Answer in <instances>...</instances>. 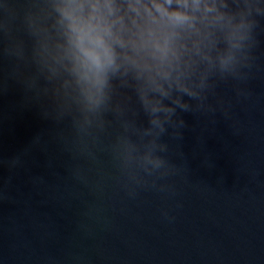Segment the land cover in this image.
Returning a JSON list of instances; mask_svg holds the SVG:
<instances>
[{"label": "clouds", "instance_id": "clouds-1", "mask_svg": "<svg viewBox=\"0 0 264 264\" xmlns=\"http://www.w3.org/2000/svg\"><path fill=\"white\" fill-rule=\"evenodd\" d=\"M261 37L264 0H0V70L54 124L77 182L94 172L132 200L173 191L182 114L248 88Z\"/></svg>", "mask_w": 264, "mask_h": 264}, {"label": "water", "instance_id": "water-1", "mask_svg": "<svg viewBox=\"0 0 264 264\" xmlns=\"http://www.w3.org/2000/svg\"><path fill=\"white\" fill-rule=\"evenodd\" d=\"M248 88L188 127L173 191L83 185L54 124L0 70V264H264V37ZM167 211L170 218L162 213Z\"/></svg>", "mask_w": 264, "mask_h": 264}]
</instances>
